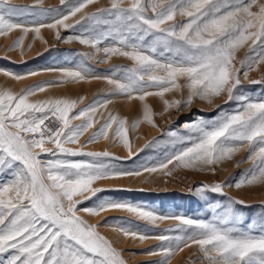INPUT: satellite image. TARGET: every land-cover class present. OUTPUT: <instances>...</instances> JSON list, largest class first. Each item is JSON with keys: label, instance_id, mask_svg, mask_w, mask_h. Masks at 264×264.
<instances>
[{"label": "snow or ice", "instance_id": "6c2138e0", "mask_svg": "<svg viewBox=\"0 0 264 264\" xmlns=\"http://www.w3.org/2000/svg\"><path fill=\"white\" fill-rule=\"evenodd\" d=\"M42 29L60 43L87 51L69 52L70 66L26 72L0 67V74L16 82L58 74L19 91L0 87V264H128L124 249L101 227L139 244L155 241V249L145 252L156 258L152 264H172L193 249L188 264H264V200L246 222L242 210L253 205L227 195L231 174L188 187L189 194L206 201L209 194L226 197L211 207L208 219L162 214L106 195L131 188L97 186L126 178L149 183L153 176L172 177L177 169L216 175L225 162L248 165L235 188L264 186V94L251 97L243 91L245 83L264 87V75L250 78L264 66V0H59L56 5L0 0V37L20 33L5 48L6 54L19 52L20 64L28 63L29 34L46 45L36 56L56 47L43 39ZM67 32L75 34H62ZM113 57L129 64L110 63ZM89 61L108 68L98 73ZM92 81L109 87L87 103L83 96L32 99L64 84ZM173 93L178 98L169 99ZM149 97L160 99L161 112L153 111ZM121 99L138 101L140 117L130 121L109 108ZM197 101L212 110L237 107L185 122V134L156 123L157 115L170 110L191 112ZM142 123L166 135L171 148L154 162L124 167L164 143L153 136L134 147L131 133ZM101 141L122 146L126 155L86 150ZM164 223L168 226L161 228Z\"/></svg>", "mask_w": 264, "mask_h": 264}, {"label": "rangeland", "instance_id": "374dc122", "mask_svg": "<svg viewBox=\"0 0 264 264\" xmlns=\"http://www.w3.org/2000/svg\"><path fill=\"white\" fill-rule=\"evenodd\" d=\"M32 0H12L14 4H30ZM106 2V0H102ZM59 3V0H45V4L56 5ZM41 34L44 40L48 42V45H56L55 48L51 49L49 52H46L42 57L36 56V53L43 52L46 45L40 40L36 39L34 42L32 40V34H29L25 38V44L32 43V48L27 52L24 57L28 61L27 64H20V55L18 51H13L10 53H5L6 46L15 38H17L20 33L13 32L7 38L0 37V57H5L7 55L8 59H0V67L8 68L10 71L15 72H26L33 69H42L45 67H60V66H70L66 61L70 60L69 52H79L87 51L78 44L66 45L60 43L54 39V34L48 29H42ZM63 35H73V32L62 33ZM244 51L241 50L238 53V56L243 57ZM11 61V62H10ZM89 63L96 69L98 73H104L108 68V65L104 64H93L91 61ZM110 63L113 64H122L127 65L129 61L122 57H113ZM58 74L56 73H44L40 76L29 78L24 81L16 82L10 78L4 77L0 74V87H8L14 91H19V89L25 85L32 84L36 81L54 79ZM264 75V66L261 67L259 71L250 73V78L260 79ZM84 83H75V84H64L60 87L52 88L46 91L45 93H38L32 99H44L48 96H68L73 99L83 96V85ZM101 84L104 86L105 90L99 91ZM90 86V93L87 102L91 101L96 97H102L103 93L108 89V85L103 81H92L88 84ZM244 94L251 97H259L264 94V87L260 85H248L245 83L243 88ZM177 96V94H174ZM173 96V97H174ZM111 99V97H110ZM158 97H149L148 103L152 106L154 112H161L163 110V105L161 106L158 102ZM220 103L219 100L216 101ZM124 100H118L113 105H110L109 108L114 112H118L122 116H128L129 120H134L140 117L141 113L139 109V102L133 101L129 104ZM127 104V106H126ZM129 105V106H128ZM83 105H81L82 107ZM161 106V107H160ZM237 105L235 103L229 105H223V111L231 112ZM128 108V109H126ZM161 108V109H159ZM160 110V111H158ZM221 110H212L206 103L197 101L193 104V110L188 112L187 110L182 113H176L174 110H170L168 114L161 117L157 115L155 117L156 123L160 126L161 129L165 131L172 130L185 134L183 129V124L185 122H190L197 117L204 119H212L215 115L219 114ZM104 112V115H107V112ZM171 119V123H166ZM78 122V121H77ZM150 131H144L141 141H137L135 131L131 133L134 147L142 146L146 140L151 139L153 136H157L164 143L159 147L153 149H146L138 157L134 158L132 162H125L124 167L132 168L138 165L144 164L146 162H154L155 159L161 158L166 149L171 148V144L167 143L168 137L166 135H161V133L156 129L150 126ZM101 141L99 143H103ZM107 148L110 151L116 152L118 155L124 156L126 152L123 150L122 146L116 144H107L104 142L103 147H97V144L88 145L86 150H103ZM240 155H246L241 153ZM240 156H237L236 159H239ZM248 167L247 164H242L239 168L234 167L233 162H225L221 167L217 169L216 175H212L210 172L201 173L195 172L188 169H177L174 172L172 177H163V176H153L150 178L149 183H142L143 178H126L119 181H103L99 182L97 186L101 185H122L124 187L131 188L130 192H120V193H108L106 195L113 196L117 199H123L134 203H141L147 207H151L156 211L162 214H180V215H189L195 218L208 219L211 217V207L217 203L223 204L226 200V197L209 194V198L206 200L196 197L187 192L189 186L199 185L200 183H211L219 180H223L226 176L231 174L230 186L225 188V192L228 196L236 197L239 199L245 200L247 203L252 204V208L243 209V215L246 218V222L253 219L259 212V209L256 207L257 203L261 200H264V186H251L244 187L241 189L235 188L234 184L239 180L244 173L245 169ZM167 180V183H165ZM143 188L144 191H139L138 189ZM83 206H90L85 204ZM83 215V214H82ZM109 217H118L125 216V213H107L105 214ZM86 219L95 222L99 217L91 218L85 217ZM168 224L164 223L160 227L165 228ZM100 231L108 236L110 239L115 241V246L120 249H124V257L128 261V264H152L155 257H148L145 255V252L149 249H155L156 242L148 241L144 244H139L138 242L132 240H125L122 237H118L113 233L109 228L101 227ZM158 232L159 229L153 230ZM195 251L186 250L179 256H176L172 260V264H188L190 259H194L191 256V253ZM199 264V262H197Z\"/></svg>", "mask_w": 264, "mask_h": 264}, {"label": "bare ground", "instance_id": "6f19581e", "mask_svg": "<svg viewBox=\"0 0 264 264\" xmlns=\"http://www.w3.org/2000/svg\"><path fill=\"white\" fill-rule=\"evenodd\" d=\"M89 83H84L82 86H83V97H85L86 99H85V102L87 101V99L89 98V93H90V86L88 85ZM100 90L99 91H102V90H105L104 89V86L101 84V87L99 88ZM173 94H169V96H168V98L169 99H172L173 98ZM158 100V102L160 103V105L162 106L163 104H162V102L160 101V99L158 98L157 99ZM127 104H129V103H127ZM127 104H126V106H127ZM129 106V105H128ZM160 106V107H161ZM126 109H128V108H126ZM139 109H140V112H139V114L141 113V108H140V106H139ZM159 109H161V108H159ZM158 111H160V110H158ZM126 117H128V116H126ZM129 118V117H128ZM150 129V126L147 124V123H142L136 130H135V135H136V138H137V141L139 142V141H141V139H142V135H143V133H144V131L146 130V131H150L149 130ZM104 146V142L103 143H98L97 144V147H103Z\"/></svg>", "mask_w": 264, "mask_h": 264}]
</instances>
